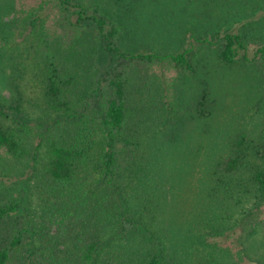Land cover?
Masks as SVG:
<instances>
[{
    "label": "trees",
    "instance_id": "trees-1",
    "mask_svg": "<svg viewBox=\"0 0 264 264\" xmlns=\"http://www.w3.org/2000/svg\"><path fill=\"white\" fill-rule=\"evenodd\" d=\"M238 20L242 19L223 28L214 22L186 25L154 49L145 43L124 42L122 24L98 0H41L28 7L9 29L0 31V38L5 35L7 44L23 43L30 50L25 59L31 69L36 67L40 79L39 110L28 112L19 90L10 103L0 101V116L9 122L0 124V151L17 158L24 152L22 142L31 144L34 179L40 175L47 189L48 182L63 184L72 200L82 187H69L70 177L86 160L93 162L98 177L112 181L130 168L138 145L128 128L132 116L147 112L173 122L184 108L175 103L166 73L194 74L202 47H211L221 65L252 67L264 84V14ZM10 32L16 42L8 39ZM5 47L0 45V55ZM151 73L155 80L148 79ZM133 83L136 89L130 87ZM135 91L141 93L133 96ZM206 95L203 88L187 109L200 117L207 115ZM243 140V134H238L230 152L214 167L230 194V175L240 168ZM256 154L264 158V123ZM249 182L255 196L264 201V169H256ZM90 193L96 194L94 189ZM120 193L121 200L114 201L112 209L115 229L111 237L138 235L144 241V254L133 264H166L161 231L160 238L135 213L133 196L129 199L127 191ZM20 203L10 192L0 194V264H104L109 257L102 258L108 239L100 241L97 230L76 229L81 221L75 225V209L70 205L65 209L51 198L37 210L32 208L35 214L30 219L17 214ZM66 234L73 244L67 252H58L56 244ZM257 259L247 264H264V252Z\"/></svg>",
    "mask_w": 264,
    "mask_h": 264
},
{
    "label": "rangeland",
    "instance_id": "rangeland-1",
    "mask_svg": "<svg viewBox=\"0 0 264 264\" xmlns=\"http://www.w3.org/2000/svg\"><path fill=\"white\" fill-rule=\"evenodd\" d=\"M39 1L0 0V31L9 29L16 16ZM98 2L122 24L124 42L145 43L154 49L186 25L214 22L223 28L235 24L236 19L264 14V0ZM8 39L16 42L11 32ZM0 45L6 46L0 55V101L10 103L19 90L27 111L37 114L40 79L36 67L31 69L25 59L30 50L23 43L7 44L5 35ZM166 75L171 78L175 103L184 109L173 122L147 112L132 116L128 128L138 145L127 172L106 183L96 175L93 162L86 160L70 177L69 187H82L72 200L63 184L56 186L46 180L50 186L47 189L40 175L34 179L31 144L24 140V152L17 158L0 151V194L10 192L20 198L17 214L23 218L31 219L35 214L32 208L37 210L51 198L65 209L70 205L75 209V225L81 221L76 229L83 226L97 230L100 241L108 239L102 249V258L109 256L104 264H133L144 254V241L138 235L111 237L115 229L112 209L114 201L121 200L122 190L130 194L129 199L133 196L135 213L158 233L161 231L167 249L166 264H247L259 260L257 257L264 252V201L255 196L249 182L256 169H264V158L256 154L264 123V84L259 72L243 63L221 65L213 49L204 46L194 74ZM148 79L155 80L154 73ZM130 87L136 89L134 83ZM203 88L209 113L200 117L187 108ZM138 93L135 91L133 96ZM8 123L0 116V124ZM241 133L243 156L239 170L230 175V194L223 189V175L214 167ZM93 189L96 194L90 193ZM210 225L213 233H209ZM72 242L69 234L64 235L56 244L57 251L67 252Z\"/></svg>",
    "mask_w": 264,
    "mask_h": 264
}]
</instances>
